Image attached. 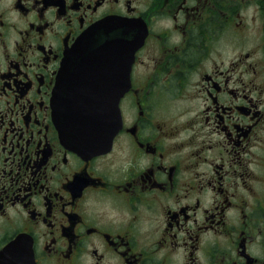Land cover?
I'll return each instance as SVG.
<instances>
[{"label": "flooded vegetation", "instance_id": "1", "mask_svg": "<svg viewBox=\"0 0 264 264\" xmlns=\"http://www.w3.org/2000/svg\"><path fill=\"white\" fill-rule=\"evenodd\" d=\"M108 18L144 37L80 154L54 92ZM0 264H264V0H0Z\"/></svg>", "mask_w": 264, "mask_h": 264}, {"label": "water", "instance_id": "2", "mask_svg": "<svg viewBox=\"0 0 264 264\" xmlns=\"http://www.w3.org/2000/svg\"><path fill=\"white\" fill-rule=\"evenodd\" d=\"M129 34L126 23L103 20L77 39L61 63L53 119L62 143L80 154L105 151L120 127L118 103L144 37Z\"/></svg>", "mask_w": 264, "mask_h": 264}]
</instances>
